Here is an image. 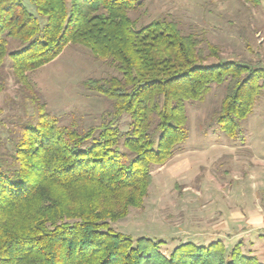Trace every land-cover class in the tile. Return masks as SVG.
I'll list each match as a JSON object with an SVG mask.
<instances>
[{
  "label": "trees",
  "instance_id": "trees-1",
  "mask_svg": "<svg viewBox=\"0 0 264 264\" xmlns=\"http://www.w3.org/2000/svg\"><path fill=\"white\" fill-rule=\"evenodd\" d=\"M31 6L32 9L28 7ZM143 0H0V93L5 59L28 88L34 112L0 140V264H264L237 242H184L169 255L149 237L109 223L140 207L151 166L165 164L188 138L187 101L223 85L213 112L234 140L264 90V64L220 60L193 33L160 16L139 25ZM11 40L18 49H8ZM78 43L118 72L84 80L106 100L98 124H60L28 87L26 72ZM211 57L219 59L208 62ZM7 142L11 146H7Z\"/></svg>",
  "mask_w": 264,
  "mask_h": 264
},
{
  "label": "rangeland",
  "instance_id": "rangeland-1",
  "mask_svg": "<svg viewBox=\"0 0 264 264\" xmlns=\"http://www.w3.org/2000/svg\"><path fill=\"white\" fill-rule=\"evenodd\" d=\"M139 25L166 16L205 47L220 51V60L264 64V0H143ZM25 3L30 9L27 1ZM11 40L8 49H18ZM219 59L211 57L208 62ZM11 59H5L6 88L0 93V140L14 137L19 122L30 118L34 104L28 88L13 81ZM118 72L107 58L67 44L52 61L26 72L28 87L60 124H98L106 107L103 95L82 85L89 78ZM223 85H212L202 101H187L188 138L163 165L151 166V183L140 207L110 228L160 242L169 255L178 245H207L222 240L227 252L237 242L244 253L264 263V90L242 120L240 136L229 138L214 121ZM7 146L11 143L7 142Z\"/></svg>",
  "mask_w": 264,
  "mask_h": 264
}]
</instances>
